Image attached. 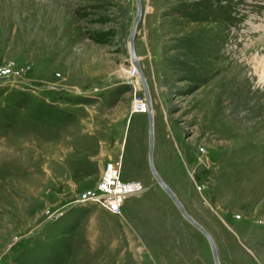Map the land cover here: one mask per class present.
<instances>
[{"label": "rangeland", "instance_id": "374dc122", "mask_svg": "<svg viewBox=\"0 0 264 264\" xmlns=\"http://www.w3.org/2000/svg\"><path fill=\"white\" fill-rule=\"evenodd\" d=\"M142 9L135 44L157 171L187 193L222 264H264V0ZM136 13V0H0V67L12 69L0 75V264H214L206 236L163 214L157 188L148 203L161 219L131 211L134 197L121 215L74 205L110 161L123 178L161 187L149 115L136 111L141 79L118 76L131 67ZM231 229L253 252L237 253Z\"/></svg>", "mask_w": 264, "mask_h": 264}, {"label": "built area", "instance_id": "2783aa9c", "mask_svg": "<svg viewBox=\"0 0 264 264\" xmlns=\"http://www.w3.org/2000/svg\"><path fill=\"white\" fill-rule=\"evenodd\" d=\"M11 71L12 69L8 66L0 67V75H8ZM126 71L130 72V74L123 75L125 76L123 78H134L138 81L136 75H138L139 71L134 64L131 63L130 69ZM138 84L140 83L138 82ZM150 109L151 105L144 95V99L138 100L136 111L149 114ZM200 150L206 151L204 147H201ZM195 171V169H189V174L196 192H199L204 186L199 184ZM146 189L147 186L141 180L123 178L122 164L118 161H110L106 163L97 184L92 188L84 190L74 205L95 203L112 214L121 215L125 201L130 197L142 195ZM240 217V215H237V218Z\"/></svg>", "mask_w": 264, "mask_h": 264}, {"label": "water", "instance_id": "95a60500", "mask_svg": "<svg viewBox=\"0 0 264 264\" xmlns=\"http://www.w3.org/2000/svg\"><path fill=\"white\" fill-rule=\"evenodd\" d=\"M137 4V13L131 28V33H130V62L134 64L139 71V75L141 78L142 86L144 89L145 96L150 103L151 100V95H150V89L149 85L147 82V79L143 73V70L140 65L139 57L137 55L136 51V34H137V29H138V23L142 17L143 9H142V0H136ZM151 105V103H150ZM149 149H148V154H149V165L151 172L153 173L157 183L162 187V189L169 195V197L172 199V201L175 203L177 206L178 210L180 213L183 215V217L191 223L195 228H197L206 238L208 239V242L211 247L213 259H214V264H222L220 260V255H219V249L218 245L213 237V235L197 220L195 219L186 209L185 205L183 202L179 199L177 194L174 192V190L165 182V180L161 177L159 172L157 171V168L155 166L154 162V149H155V126H154V115L152 110L150 109L149 112Z\"/></svg>", "mask_w": 264, "mask_h": 264}, {"label": "crops", "instance_id": "0c3cea01", "mask_svg": "<svg viewBox=\"0 0 264 264\" xmlns=\"http://www.w3.org/2000/svg\"><path fill=\"white\" fill-rule=\"evenodd\" d=\"M170 185V184H169ZM170 187L174 190V192L177 194V196L179 197V199L183 202V204L185 205L186 209L188 210V198H187V193L184 192V191H181L179 190L177 187H175L173 184L170 185ZM154 188H157L158 192L157 193L161 199V202L163 203V205L165 206L164 207V213L166 215V212L170 213L169 216L171 215V218L173 221H177L178 223H180L183 227H185L186 225H189L191 223H189L184 217L183 215L180 213V211L178 210L177 206L175 205V203L172 201V199L169 197V195L163 190L161 189V187H156L155 185H150V186H147V189L146 191L140 195V196H137V197H134V198H138V200L136 201L135 205L133 206V208L131 209V211H133V209H138V214L140 216H142V218H146V219H161V214L159 213V209H153V207L151 206L150 203H148L152 196H148L147 194L150 192L151 189H154ZM132 198V197H130ZM129 199V198H128ZM127 199V200H128ZM127 209V214L124 216H127L124 218V219H131V217H129V209H130V204L126 206ZM189 212V210H188ZM177 217L178 219H176L175 217ZM184 218V219H183ZM195 218V217H194ZM167 219V217H166ZM196 219V218H195ZM190 226V225H189ZM188 230V228H186ZM232 230V229H231ZM227 230L228 233V237L230 238L231 242H232V246L234 245V243L236 245L239 246V250H238V254L240 256H245V253L247 251L249 252H253V250H251V248H249L247 245H245L243 243V240H242V233H240L239 231L237 230ZM175 232V231H174ZM198 232V231H197ZM177 233V232H176ZM212 233V232H211ZM200 234V233H199ZM202 234V233H201ZM212 235L214 236V239L217 243V239L215 238V235L212 233ZM246 235V234H245ZM201 237L203 238V240H205V242L207 241V239L204 237V235H201ZM225 240V238H223ZM246 239V238H245ZM223 240V241H224ZM226 245L225 247H227V250L229 249L228 246L229 244H227V242L225 241ZM218 245V249H219V255H220V260H221V263H222V258H221V253H220V247H219V244ZM246 246L245 249L247 251H244V249H242V246ZM243 250V251H242ZM247 254V253H246ZM230 261H232V258L230 257ZM225 264V263H224Z\"/></svg>", "mask_w": 264, "mask_h": 264}, {"label": "trees", "instance_id": "16d2710c", "mask_svg": "<svg viewBox=\"0 0 264 264\" xmlns=\"http://www.w3.org/2000/svg\"><path fill=\"white\" fill-rule=\"evenodd\" d=\"M94 39L97 41V42H105L106 38H105V34H99L97 36L94 37Z\"/></svg>", "mask_w": 264, "mask_h": 264}, {"label": "bare ground", "instance_id": "6f19581e", "mask_svg": "<svg viewBox=\"0 0 264 264\" xmlns=\"http://www.w3.org/2000/svg\"><path fill=\"white\" fill-rule=\"evenodd\" d=\"M130 74V72H128V71H126L125 69H122L119 73H118V76L120 75V77L122 76V75H129ZM137 76V79L140 77V75H139V73H138V75H136ZM141 79V78H140ZM139 80V79H138ZM139 82V81H138ZM140 83V82H139ZM151 110H152V106H151ZM153 112V111H152Z\"/></svg>", "mask_w": 264, "mask_h": 264}]
</instances>
